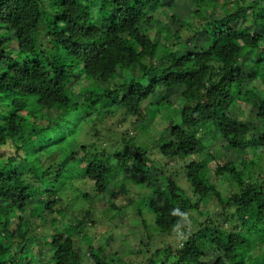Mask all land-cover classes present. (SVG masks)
I'll list each match as a JSON object with an SVG mask.
<instances>
[{
	"label": "trees",
	"instance_id": "1",
	"mask_svg": "<svg viewBox=\"0 0 264 264\" xmlns=\"http://www.w3.org/2000/svg\"><path fill=\"white\" fill-rule=\"evenodd\" d=\"M182 1L0 0V264H132L112 230L93 243L96 207L70 217L72 191L138 228L141 264H264V0ZM179 91L149 134L146 101ZM110 115L130 125L115 149Z\"/></svg>",
	"mask_w": 264,
	"mask_h": 264
},
{
	"label": "rangeland",
	"instance_id": "2",
	"mask_svg": "<svg viewBox=\"0 0 264 264\" xmlns=\"http://www.w3.org/2000/svg\"><path fill=\"white\" fill-rule=\"evenodd\" d=\"M191 5V0H183L182 1V13L183 15L186 16L187 13V9L189 8V6H187L186 4ZM166 14L169 16L170 15V11L166 10L165 11ZM182 15V16H183ZM184 16V17H185ZM15 44H17L16 41H14ZM238 49L241 50L242 46L238 45L237 46ZM82 83H86L87 81H85L84 79L81 80ZM173 97V96H172ZM171 99V98H170ZM157 101L156 97H151L150 99H148L146 101V103L144 104V110L146 115L148 116V120L146 122V127L149 129V134L153 135V136H157L160 137V131H162L169 123L170 119L176 115L179 114V108L180 105L182 104V102L184 101V99L180 96V91L178 93L177 96H175L174 98H172V102L173 104L171 106H158L157 104H155ZM249 110H247L248 112ZM248 118H251L254 116V111L251 110V112L249 111L248 113ZM96 117L98 115H95ZM106 119V120H103ZM101 119L99 116L98 119V123H100L99 127H100V131H101V136H102V144L104 145H108V143L115 149L118 148L121 145V139L124 137L125 132L130 129V125L129 123L124 122L119 116L117 115H110L108 118H106V116H104V118ZM131 119H133L132 121H134L136 119V116L132 117ZM134 131V130H133ZM132 133V132H131ZM100 141V142H101ZM104 141V142H103ZM107 142V143H105ZM225 144L226 142L224 141L223 138H218L215 141V144L213 145L214 148L216 147V155L217 158H219V160L221 162H223L225 160L224 154L222 153L223 150L225 149ZM154 145V143H153ZM153 150L151 151V157L152 160L155 163V166H160L162 164H165L164 158H162V155L157 151V148L155 146H153ZM6 149L5 148H1L0 149V154H2L3 152H5ZM226 156L229 158L230 155L226 154ZM242 156L241 153H235V154H231V158L235 159V160H239L240 157ZM226 157V158H227ZM174 163V162H172ZM173 165L176 166V169L181 168V165H183V161L182 162H177L174 163ZM261 166H257L254 169V174L255 176L259 177L260 179H264V156H262L261 158ZM211 167L215 166V162H211L210 163ZM169 168H167L168 170ZM171 170H175V168L171 169ZM122 177V175L120 176V178ZM177 178L179 180V182L181 183V185L184 188H189V184L186 182V180L183 178L182 174L177 175ZM228 177H225V179H222L223 185V192H225L224 190H227L226 193L231 194L232 191H237L239 189V185L238 183H233L231 186L228 184L227 181H225ZM130 183V182H129ZM132 196L134 197H138V190L142 191L141 188L138 187V189L133 185L132 187ZM86 191L87 189L91 190L93 189L92 185H86ZM70 190V189H69ZM92 191V190H91ZM66 192V191H64ZM63 192V193H64ZM76 194L77 196L73 198V196L71 194ZM91 193V192H90ZM71 194H68V192H66L64 196L65 199V203L68 205L69 207V211L71 213L70 217L73 215H77V216H81L82 214H84V210L87 206L92 205L94 207H96L95 209L96 212L99 213V216L96 219V223L93 225L92 228V232L94 234H97V237L95 238V241L93 242L94 244L96 243H101L102 242V238H103V232L106 231H113V239L117 240L116 244L119 243V241H121L124 245V247L126 248V252L128 253V256H126V260L127 262H131L132 264H141L144 260H146L147 255L144 252H138L139 247L140 246V232L138 230L137 227H129V226H123L120 227L119 229H116L114 227L113 224H119L121 223V219L119 217H115L113 220L109 219V215L108 212L111 209V205L110 203H108L106 200H102L100 199L98 196L93 197V193H91V197L90 198H86L84 199L83 195L81 196L80 194H78L75 191H72ZM69 195V196H68ZM85 196V195H84ZM100 199V200H98ZM127 199L125 200H121L118 199L117 204H123L126 203ZM219 207L215 206V205H211L210 206V210L212 212H214L215 210H218ZM74 214H73V213ZM102 215V216H100ZM69 220L71 221V219L69 218ZM155 247H160L163 246L164 243H159V242H155L153 244ZM115 246V245H114ZM114 246H111L109 248V250H112ZM144 249H149L148 247H143ZM151 251H149L150 253H154V251L156 250L154 249H150ZM130 253V254H129ZM88 264H94L93 260H90V262L88 261Z\"/></svg>",
	"mask_w": 264,
	"mask_h": 264
}]
</instances>
